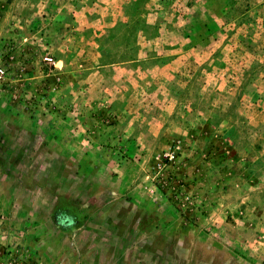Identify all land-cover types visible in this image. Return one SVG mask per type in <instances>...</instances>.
<instances>
[{"label":"rangeland","instance_id":"obj_1","mask_svg":"<svg viewBox=\"0 0 264 264\" xmlns=\"http://www.w3.org/2000/svg\"><path fill=\"white\" fill-rule=\"evenodd\" d=\"M0 70V264H264V0H0Z\"/></svg>","mask_w":264,"mask_h":264},{"label":"built area","instance_id":"obj_2","mask_svg":"<svg viewBox=\"0 0 264 264\" xmlns=\"http://www.w3.org/2000/svg\"><path fill=\"white\" fill-rule=\"evenodd\" d=\"M44 61H50V58H44ZM2 73V71L0 70V74Z\"/></svg>","mask_w":264,"mask_h":264}]
</instances>
